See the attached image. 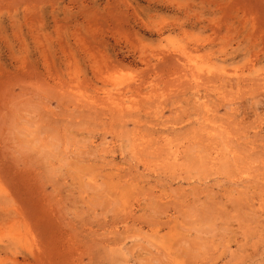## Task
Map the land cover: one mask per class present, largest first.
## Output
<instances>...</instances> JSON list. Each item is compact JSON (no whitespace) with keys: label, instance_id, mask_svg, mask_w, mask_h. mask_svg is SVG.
Masks as SVG:
<instances>
[{"label":"rangeland","instance_id":"374dc122","mask_svg":"<svg viewBox=\"0 0 264 264\" xmlns=\"http://www.w3.org/2000/svg\"><path fill=\"white\" fill-rule=\"evenodd\" d=\"M0 264H264V0H0Z\"/></svg>","mask_w":264,"mask_h":264},{"label":"bare ground","instance_id":"6f19581e","mask_svg":"<svg viewBox=\"0 0 264 264\" xmlns=\"http://www.w3.org/2000/svg\"><path fill=\"white\" fill-rule=\"evenodd\" d=\"M208 119V118H207Z\"/></svg>","mask_w":264,"mask_h":264}]
</instances>
